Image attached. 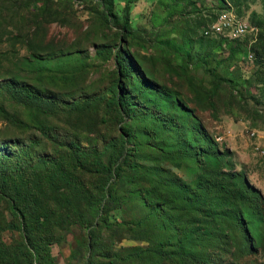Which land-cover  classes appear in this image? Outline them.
Here are the masks:
<instances>
[{
    "label": "rangeland",
    "instance_id": "374dc122",
    "mask_svg": "<svg viewBox=\"0 0 264 264\" xmlns=\"http://www.w3.org/2000/svg\"><path fill=\"white\" fill-rule=\"evenodd\" d=\"M222 16L233 22L212 29ZM11 79L86 107L19 103ZM69 140L105 150L107 166L115 146L129 162L113 177L76 168ZM5 143L36 176L60 174L42 194L55 264H264V0H0V153ZM225 181L260 205L228 196ZM110 193L120 208L90 214ZM12 218L0 195V225ZM1 240L21 262L24 234Z\"/></svg>",
    "mask_w": 264,
    "mask_h": 264
},
{
    "label": "trees",
    "instance_id": "16d2710c",
    "mask_svg": "<svg viewBox=\"0 0 264 264\" xmlns=\"http://www.w3.org/2000/svg\"><path fill=\"white\" fill-rule=\"evenodd\" d=\"M129 7L130 5L127 4L124 8L122 27L123 33L126 31L129 35H132ZM211 27L205 29V34L206 30ZM116 63L119 74L124 76L129 64L127 55L122 51L118 52ZM5 87L6 91L17 102L34 106L44 112L72 111L86 107V103L60 102L53 97L41 96L33 87L13 79ZM111 103L125 107L128 102L119 96L114 98ZM43 135L52 141L56 147L60 145L61 142L56 137H52L47 132H43ZM5 144L1 146L0 153V195L10 203L13 218L5 226L0 225V264H55L50 251V244L53 241L46 234L49 227V217L42 201V194L44 186L53 191L55 190L60 174L55 168L48 178L36 176V169L32 168L26 158L10 151L9 146ZM65 147L67 151L65 162L85 171L106 170L109 172L110 177L119 175L123 165L129 162L127 156L118 154L119 149L116 146L111 155L112 161L114 160L116 163L114 167L107 166L103 162L102 156L105 154V150L100 151L92 147H83L75 140L67 141ZM44 162L49 163L47 160ZM60 162L59 160L57 164ZM221 188L234 199L256 203L257 205H260L262 201L261 197L255 195L246 186H231L230 183L225 181L221 184ZM67 201L71 202L69 198ZM100 202L102 203L101 207L98 206L99 201L90 202L89 213L97 215L99 210L104 209V221H107L112 216V212L120 208L121 198L111 193L104 194ZM239 222L242 227L245 226L242 217H239ZM4 229L17 230L24 234L26 246L18 251L21 262L17 258H8L7 247L1 240V231ZM34 255L37 257L34 258Z\"/></svg>",
    "mask_w": 264,
    "mask_h": 264
},
{
    "label": "built area",
    "instance_id": "2783aa9c",
    "mask_svg": "<svg viewBox=\"0 0 264 264\" xmlns=\"http://www.w3.org/2000/svg\"><path fill=\"white\" fill-rule=\"evenodd\" d=\"M228 22H233L232 19H230V17H221L220 22L215 23L214 25H212V29H219V31H224V25L228 24ZM250 28L247 20H244L243 26H238V33L243 34L244 32L248 31V29ZM211 31L207 32V33H211ZM252 134L254 135L255 132H252ZM259 148V147H257ZM262 151L264 153V145L262 147Z\"/></svg>",
    "mask_w": 264,
    "mask_h": 264
},
{
    "label": "bare ground",
    "instance_id": "6f19581e",
    "mask_svg": "<svg viewBox=\"0 0 264 264\" xmlns=\"http://www.w3.org/2000/svg\"><path fill=\"white\" fill-rule=\"evenodd\" d=\"M241 26H243V25H241Z\"/></svg>",
    "mask_w": 264,
    "mask_h": 264
}]
</instances>
